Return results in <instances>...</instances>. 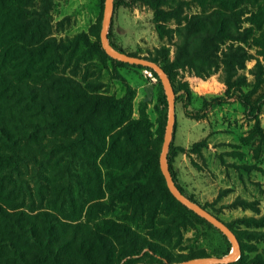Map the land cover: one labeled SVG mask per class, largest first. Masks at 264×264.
Listing matches in <instances>:
<instances>
[{"label": "trees", "instance_id": "obj_1", "mask_svg": "<svg viewBox=\"0 0 264 264\" xmlns=\"http://www.w3.org/2000/svg\"><path fill=\"white\" fill-rule=\"evenodd\" d=\"M30 1L0 0V264H132L141 254L152 257L160 264H167L210 257L204 250L174 255L132 230L125 222L104 219L85 229L78 224L62 222L57 212L64 210L59 201L71 199L68 184L65 181L49 184L47 192L38 184L33 188L29 186L24 178L25 173L32 169V178H38L37 169L48 167L56 159L62 162L53 172L67 180L71 170L67 156L76 155L72 149L97 147L95 138L106 136L107 129L121 127L127 121L125 109L132 98L130 89L117 73V68L130 65L113 60L103 52L99 33L96 34V48L102 58L110 62L113 77L126 86L123 98L90 93L71 77L49 74V68L62 58L60 50L72 56L80 42H87L88 39L85 34H79L61 43L53 39L43 40L42 18L49 4L45 0L41 10L29 12L27 6ZM252 1L114 0V8H134L138 4L147 6L153 12L159 38H171V33H176L178 41L172 60L164 48L157 50L152 58L143 57L158 63L171 85L174 70L179 67L189 66L202 78L219 72L224 85L223 93L203 99L199 109L189 108L192 95L186 86L175 89L172 85L175 103H182L187 117L203 119L211 109L237 102L243 108L246 120L253 122L255 129L260 131L258 124L264 108V93L257 95V92L264 85V73L260 61L253 58L248 49L256 47L264 51V31L255 35L252 27L239 28L240 8ZM189 3L195 4L200 11L185 14ZM28 15L31 17L28 18ZM260 19V16H254L252 21L257 23ZM171 22L176 25L175 29L167 27ZM23 40L29 45L22 43L19 46L17 41ZM107 40L114 50L128 54L114 43L109 30ZM251 59H255L256 63L248 71L253 80L248 81L244 70ZM132 66L150 71L158 81L161 107L158 141H161L167 113L163 86L152 70ZM145 122L142 113L140 120L122 127L117 134L127 137L126 143L135 141L133 134L128 132L130 127L136 125L135 129L140 128V124ZM48 133L51 135L45 137ZM73 133L76 138L71 136ZM160 145L158 142L154 150L144 151L146 162L142 163L146 168L158 164ZM178 153L179 149L171 143L168 162ZM112 157L110 151L106 152L102 164L110 163ZM85 161L90 163L89 160ZM169 171L174 185L188 197L178 185L170 166ZM159 178L161 182L154 178L144 184H130L113 194L112 202L126 201L141 209V212L144 202L153 207L158 199L155 193H160L168 207H177L171 218L177 225L184 226L194 221L212 226L178 203L166 188L162 174ZM75 183L76 190L80 191V180L75 179ZM45 194L48 196L45 197ZM33 196H37L40 202L46 201L50 210L34 208ZM235 205L245 208L250 203L237 199ZM226 225L235 234L231 226ZM229 251L230 243L226 240L224 253L214 257L226 256ZM229 264H264V250L250 260L240 257Z\"/></svg>", "mask_w": 264, "mask_h": 264}, {"label": "rangeland", "instance_id": "obj_2", "mask_svg": "<svg viewBox=\"0 0 264 264\" xmlns=\"http://www.w3.org/2000/svg\"><path fill=\"white\" fill-rule=\"evenodd\" d=\"M43 2L45 0L30 1L27 6L29 12L41 10ZM47 2L49 9L42 18L43 40L53 39L61 43L79 34H85L88 39L87 42H80L72 56L60 50L62 58L49 68V74L71 77L90 93L123 98L126 86L113 77L110 62L102 58L95 45L105 0ZM240 10V30L252 27L255 35L264 31V0L243 4ZM199 11L195 4L189 3L185 14ZM254 16L261 19L253 23ZM167 27L175 29L176 25L171 22ZM108 30L114 43L128 54L152 58L157 50L164 48L170 60L174 57L178 41L176 33H171V38H159L153 12L147 6L138 4L134 8H114ZM17 43L19 46L22 43L29 45L24 40ZM248 50L253 58L260 61L264 73V51L256 47ZM255 59L246 63L244 73L248 81L253 80L248 71L256 63ZM117 73L124 79L132 95L129 107L125 109L127 121L119 128L107 129L106 136L95 138L97 147L88 150L73 148L72 152H76V155L67 156L71 162L67 180L53 172L62 162L59 159L52 160L49 168L37 169L38 178H32V169L25 173L24 178L31 188L38 184L46 192L49 184L64 181L68 184L71 199L59 201L64 210L57 212L62 222L78 224L85 229L104 219H112L127 223L132 230L174 255L204 250L210 257L221 256L226 249L227 238L224 239L219 231L207 224L189 221L180 226L171 221L177 207H168L160 193H155L158 198L156 204L150 208L149 203L144 202L141 212V209L126 201L112 202L113 194L132 183L144 184L154 178L161 182L159 156L158 164L150 168L142 163L146 149L154 150L158 142L162 145V140L158 141L161 109L158 81L149 71L132 65L117 68ZM172 85L175 89L186 86L191 92L190 109H199L203 99L219 96L224 90L219 72L202 78L189 66L174 70ZM262 93L264 85L257 95ZM142 113L146 122L136 129V125H133L128 131L135 141L124 142L127 137L117 133L127 124L140 120ZM258 127L260 131L255 129L253 122L246 120L243 108L237 102L215 107L203 119L195 120L185 115L182 103L178 101L175 103V127L171 143L179 149V153L168 162L184 193L231 226L239 240L241 257L248 260L264 250V108ZM50 135L48 133L45 137ZM71 136L76 138L75 133ZM109 151L113 155L112 161L102 164L103 156ZM75 179L80 180V191L76 190ZM33 198L34 208L50 210L46 201L40 202L37 196ZM237 199L245 200L250 205L245 208L236 206ZM231 250L230 243L229 253ZM132 264L160 263L141 254Z\"/></svg>", "mask_w": 264, "mask_h": 264}, {"label": "water", "instance_id": "obj_3", "mask_svg": "<svg viewBox=\"0 0 264 264\" xmlns=\"http://www.w3.org/2000/svg\"><path fill=\"white\" fill-rule=\"evenodd\" d=\"M113 10L114 0H105V6L102 13V21L99 32V41L101 49L109 58L113 60L129 65L141 66L143 68H148L152 70L159 78L165 91L167 101V113L163 140L159 154V168L164 178L166 188L178 203H180L182 206L192 211L198 217L204 219L206 222L216 228L232 244V250L226 256L209 257L167 264H229L236 262L241 257V249L239 241L235 234L228 228V226L223 221H221L216 216L205 210L202 206L191 201L184 194H182L173 183L167 160V154L172 141L175 126V93L173 87L167 74L164 72V70L158 63L143 57H135L130 56L128 54H124L122 52L114 50L109 45L107 40V33L112 20Z\"/></svg>", "mask_w": 264, "mask_h": 264}, {"label": "built area", "instance_id": "obj_4", "mask_svg": "<svg viewBox=\"0 0 264 264\" xmlns=\"http://www.w3.org/2000/svg\"><path fill=\"white\" fill-rule=\"evenodd\" d=\"M148 71V70H147ZM150 72V71H149ZM151 73V72H150ZM152 74V73H151Z\"/></svg>", "mask_w": 264, "mask_h": 264}]
</instances>
